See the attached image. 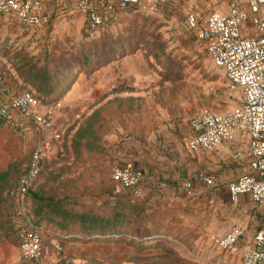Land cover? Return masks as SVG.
<instances>
[{
  "label": "rangeland",
  "instance_id": "rangeland-1",
  "mask_svg": "<svg viewBox=\"0 0 264 264\" xmlns=\"http://www.w3.org/2000/svg\"><path fill=\"white\" fill-rule=\"evenodd\" d=\"M248 12L243 31L254 35L249 6ZM185 18L183 6L171 1L154 11L131 6L96 27L87 19L52 16L48 26L30 29L0 15L5 83L11 91H35L46 105L63 104L54 119L63 141L50 149L29 195L33 212L40 204L47 212L35 213L36 223L57 229L60 217L49 220L48 203L60 199L76 212L121 211L129 229L112 242L48 231L41 258L25 261L13 191L40 135L33 124L0 125V264H242L239 254L212 245L209 234L216 230L177 183L187 167L181 158L189 152L191 119L202 108L224 113L242 100ZM84 125L86 136L77 137ZM118 163L132 164L147 178L135 189L119 186L113 178ZM228 208L234 216L236 209ZM252 212L250 235L264 223V209Z\"/></svg>",
  "mask_w": 264,
  "mask_h": 264
},
{
  "label": "built area",
  "instance_id": "built-area-1",
  "mask_svg": "<svg viewBox=\"0 0 264 264\" xmlns=\"http://www.w3.org/2000/svg\"><path fill=\"white\" fill-rule=\"evenodd\" d=\"M165 1L183 6L187 28L204 45L216 66L224 70L229 87L239 89L242 97L237 106L224 113L207 107L200 109L190 121L186 148L190 153H205L237 137L248 136L247 146L235 152L237 160L248 159V171L228 183L230 200L238 204L240 196L247 194L264 209V0H118L103 5L79 0L76 9L96 27L108 18L118 19L131 6L154 11ZM202 6H209L210 11L203 13ZM248 6L252 13L251 26L256 30L254 35L243 31L249 19ZM0 15L12 16L30 29L46 27L52 22V15L45 11L42 0H0ZM62 107L61 101L44 104L30 89L11 91L0 73V125L24 128L26 124H33L40 135L27 170L13 191L14 224L21 236L24 260H35L42 255L45 232L59 234L36 223L29 194L42 173L50 149L63 141L64 132L54 126ZM113 178L119 186L135 189L146 179V174L132 164L118 163L113 167ZM196 180L213 185L216 177L199 171L187 178L184 188L188 195L193 194ZM247 230L242 224H234L228 230L211 232L209 240L222 251L239 254L242 264H264V223L251 237Z\"/></svg>",
  "mask_w": 264,
  "mask_h": 264
},
{
  "label": "crops",
  "instance_id": "crops-1",
  "mask_svg": "<svg viewBox=\"0 0 264 264\" xmlns=\"http://www.w3.org/2000/svg\"><path fill=\"white\" fill-rule=\"evenodd\" d=\"M78 1L42 0L45 11L49 12L54 20L56 18L58 20H65V18L73 20L77 17L76 20L81 23L85 22L87 17L76 9ZM111 1L117 2L118 0H90V2L97 5H103ZM248 141V136L243 138L237 137L235 140L223 143L214 151L205 153H190L187 151L188 155H183L181 158V161H184L187 167L180 170L177 183L184 187L185 180L191 178L199 171L214 175L216 182L213 185H208L202 180L194 182V191L190 196L193 198L194 203H192L196 207V210L200 215H205L206 224L210 225V229L228 230L234 224H242L248 229V237H251L253 234L250 235L248 227L250 226V221H253L255 218L252 209L257 205L249 196H243L242 201L240 200L238 205L233 204L228 190V183L230 181L248 171V159L237 160L235 158L236 150L239 147L245 148ZM182 172L187 174L186 178L181 177ZM229 205H232L236 209L234 216L230 213ZM240 211L245 216L244 218H242Z\"/></svg>",
  "mask_w": 264,
  "mask_h": 264
},
{
  "label": "trees",
  "instance_id": "trees-1",
  "mask_svg": "<svg viewBox=\"0 0 264 264\" xmlns=\"http://www.w3.org/2000/svg\"><path fill=\"white\" fill-rule=\"evenodd\" d=\"M51 91H52L51 88L48 90H45V92L47 93ZM86 131L88 130L85 127V125L81 126L78 129L76 136L77 137H81L83 135L86 136L87 134ZM89 131L93 133V131L90 128H89ZM121 164H124V163H121ZM33 196L37 201L42 199V197H40L39 194L37 193H33ZM62 202L63 201L60 199L58 200L52 199V202L48 203L50 205L49 220L54 221L55 216L60 217V221L58 222V228L57 229L54 228V229L58 233L60 232L64 236H67L68 238L69 237H75V238H81V239L89 238L90 240H95L96 238L98 239L103 238L109 242H112V240H110L111 238L116 237L119 239L122 235L124 236L128 233L129 229L125 225L126 215L121 211L116 210L114 211L113 215L109 213L101 214V213L92 212V211L76 212L74 210H71L65 207ZM43 207L44 206L40 204L36 212H33V210H31L34 216H35V213L36 215H39V216L42 214H46L47 212L43 211ZM72 223L73 224L76 223L79 225V228L77 229V231L71 230L70 225ZM42 255H43V252H42ZM41 256L35 260H25V261H37L41 258Z\"/></svg>",
  "mask_w": 264,
  "mask_h": 264
},
{
  "label": "water",
  "instance_id": "water-1",
  "mask_svg": "<svg viewBox=\"0 0 264 264\" xmlns=\"http://www.w3.org/2000/svg\"><path fill=\"white\" fill-rule=\"evenodd\" d=\"M186 176H187L186 173H184V172L181 173V177H182V178H186Z\"/></svg>",
  "mask_w": 264,
  "mask_h": 264
}]
</instances>
